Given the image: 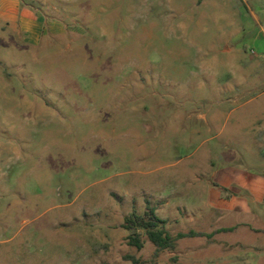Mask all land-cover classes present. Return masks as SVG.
<instances>
[{
  "label": "rangeland",
  "instance_id": "374dc122",
  "mask_svg": "<svg viewBox=\"0 0 264 264\" xmlns=\"http://www.w3.org/2000/svg\"><path fill=\"white\" fill-rule=\"evenodd\" d=\"M59 6L0 38V264H264V0Z\"/></svg>",
  "mask_w": 264,
  "mask_h": 264
},
{
  "label": "crops",
  "instance_id": "0c3cea01",
  "mask_svg": "<svg viewBox=\"0 0 264 264\" xmlns=\"http://www.w3.org/2000/svg\"><path fill=\"white\" fill-rule=\"evenodd\" d=\"M62 1L64 0H0V38L13 45L18 38H22L25 43L36 47L45 40L46 35L64 33L66 27L62 22L47 20L57 17L47 12L50 7L58 11ZM244 81H247V77L239 74V97L242 96L240 90Z\"/></svg>",
  "mask_w": 264,
  "mask_h": 264
},
{
  "label": "trees",
  "instance_id": "16d2710c",
  "mask_svg": "<svg viewBox=\"0 0 264 264\" xmlns=\"http://www.w3.org/2000/svg\"><path fill=\"white\" fill-rule=\"evenodd\" d=\"M148 211V213H147ZM149 217L150 219L145 220V218ZM153 218V221H152ZM163 222L158 216L154 214L153 207H147L146 211L142 216H139L135 213H132L130 217L126 218L125 227H133L135 225L143 226L146 228V234L150 242H152L157 248L165 249L174 247V242L176 239L192 236V235H205L202 232H195L193 230H189L188 232H177L175 235H171L167 229L164 227H158V223ZM129 244L136 246L137 249L142 248V242L136 235H132L129 238ZM131 261V264H141L139 259L133 257L132 255H128Z\"/></svg>",
  "mask_w": 264,
  "mask_h": 264
}]
</instances>
